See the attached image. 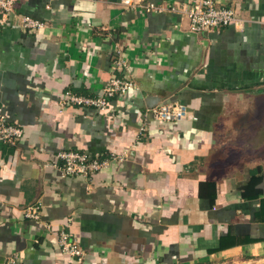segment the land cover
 <instances>
[{
    "label": "crops",
    "instance_id": "crops-1",
    "mask_svg": "<svg viewBox=\"0 0 264 264\" xmlns=\"http://www.w3.org/2000/svg\"><path fill=\"white\" fill-rule=\"evenodd\" d=\"M135 1L162 9L17 0L45 26L0 27V107L24 128L0 140V264H264V0H229L242 24L198 32L191 0ZM113 75L137 85L106 110L60 104ZM174 101L186 117L146 114ZM72 151L106 164L63 175Z\"/></svg>",
    "mask_w": 264,
    "mask_h": 264
},
{
    "label": "built area",
    "instance_id": "built-area-1",
    "mask_svg": "<svg viewBox=\"0 0 264 264\" xmlns=\"http://www.w3.org/2000/svg\"><path fill=\"white\" fill-rule=\"evenodd\" d=\"M17 0H0V27H18L35 31L45 26V22L33 18L29 15L21 14L16 9ZM126 7H141L146 12L152 13L160 11L161 6L155 2L141 3L135 0H121ZM229 2L225 0H191L178 9L180 12L186 13L190 18L191 30L198 32L206 29H218L237 25L243 22L237 8L227 5ZM116 69L123 71L127 68L124 58L119 57L115 63ZM136 82L131 77L111 76L104 86L103 93L97 97L78 95L67 92L60 100V104H74L78 106H91L98 110H106L113 98L125 94L129 90L136 87ZM187 105L174 101L164 103L152 107L147 110V115H151L154 119L171 122L180 120L187 116ZM146 125L141 127L140 134H144ZM24 136V128L22 125L10 122L6 111L0 107V140L7 143L15 144ZM62 159L60 166L63 175H84L92 176L98 172L106 162L101 160L97 155L80 152H61L59 154ZM37 207H28L27 215L34 219H40ZM34 210V211H33ZM61 250L81 262L84 257V250L78 243L77 239L68 230L60 232ZM6 264H15L10 261Z\"/></svg>",
    "mask_w": 264,
    "mask_h": 264
}]
</instances>
